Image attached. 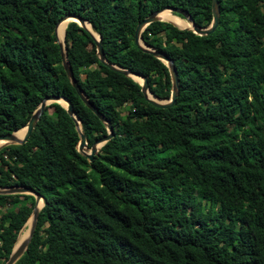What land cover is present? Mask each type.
Listing matches in <instances>:
<instances>
[{
	"label": "trees",
	"instance_id": "obj_1",
	"mask_svg": "<svg viewBox=\"0 0 264 264\" xmlns=\"http://www.w3.org/2000/svg\"><path fill=\"white\" fill-rule=\"evenodd\" d=\"M166 5L198 26L211 20L210 0H0V133L51 94L70 101L86 148L106 133L61 64L53 27L65 13L92 25L107 61L168 97L165 63L133 38L136 23ZM218 9L206 34L160 19L140 31L175 66L169 106L102 63L91 34L67 21L73 76L113 134L86 159L72 117L52 101L24 142L0 147V186L26 185L43 198L12 264H264V0H218ZM33 201L0 193V264Z\"/></svg>",
	"mask_w": 264,
	"mask_h": 264
},
{
	"label": "water",
	"instance_id": "obj_2",
	"mask_svg": "<svg viewBox=\"0 0 264 264\" xmlns=\"http://www.w3.org/2000/svg\"><path fill=\"white\" fill-rule=\"evenodd\" d=\"M162 9H168L172 14H174L180 18L188 20L190 22V25L189 26H179L170 19H162L158 15V13ZM210 10H211V20L208 23V25H206V26L196 25L194 23L193 19L190 17L189 13L185 9L178 7V6H171V5H166V6H163L162 8L157 9V10L150 11L149 13H147L145 16H143L136 23L135 28H134V32H133V38H134L135 43L140 48H142L143 50H145V51L155 55L159 59H161L167 67L168 75H169V79H170V93H169V96L166 98L157 97L148 89V86H147L148 83H147L146 75L138 74L134 71H131L129 69L123 68L121 66H118L114 63L107 61L104 57V54H103V51L101 48V44L99 42V35L93 30L92 25L87 20L86 21L90 24V28L85 26L83 23V20H85V19H83L79 15L72 14V13H65V14L61 15L56 20L54 27H53V31L55 34V29H56V26L58 25L59 21H61L62 19L66 18V17H69L70 18L69 20L76 21L80 26L84 27L91 34V36L94 38L95 51H96L98 59L102 63L107 65L109 68L117 70L119 72H122V73L130 76L134 80H136L140 84V90L142 91L144 97L149 102H151L152 104H154L156 106H169L174 102L175 96H176L177 91H178V78H177L175 66H174L171 58L167 57L164 52L159 51V50L153 48L152 46L146 44L144 41H142L141 36H140V31L150 21L160 19V20L169 21L179 28H189L195 33L206 34V33H209L217 24V19H218V14H219L218 0H210ZM94 33H96V35ZM63 34H64V29H63ZM55 41L58 43L59 51H60V57H61V64L63 66V69L66 73L68 80L70 81V83L74 87V89L76 90L77 94L79 95V97L81 98L83 103L104 122L105 128H106V133L96 137L92 141V143L90 144L88 149L85 150L84 147L86 146V138L80 129L79 119L77 118V116L73 112L70 101L67 98H65L64 96L57 95V94H51V95L44 96L39 101V103L35 106V108L31 112V114L29 115L26 122L22 126L19 127V128H21V127L24 128L21 136L17 137L15 135L14 132L17 129H19V128H17V129L12 130V131L0 133V138L10 140V142H8V143H22V142H24L28 138L32 128L34 127L36 120L38 119L39 115L41 114V112L43 110V107L45 106V104H47L46 103L47 100H53V101L59 102L61 105H63L65 107L67 113L72 117V119L74 121L75 129L78 133V140L76 143V149L79 152H81L86 157V159L90 160L92 158L93 154L100 147V145L103 144L107 139H109L110 136L113 134L112 127H111L110 122L98 111V109L91 103V101L87 98V96L82 92V90L80 89L75 77L73 76L71 67H70V65L67 61V58H66L63 35H62V40L60 41L59 39H57L56 34H55ZM132 75H136V76L140 77V80L135 79ZM147 92L150 93L153 97H149L147 95ZM59 99H62L65 102V104H62L59 101ZM8 143H5V144H8ZM2 145H4V144H2ZM2 145H0V147ZM0 193H30L34 197V201H33L32 207H31L30 214L25 218L23 224L19 228V230L16 234V237L14 239V242L11 246V249L9 251V254L3 263V264H12L20 256V254L25 249L28 241L30 240V237L33 233L34 226L36 223L38 210L43 204V198H42L41 194L36 192L33 188L26 186V185H19V184L0 186ZM39 200H41V204L37 205ZM28 220H29V226H28L27 235L24 238L20 239L17 243H15L17 241V237H18V234H19L21 228L23 227V225Z\"/></svg>",
	"mask_w": 264,
	"mask_h": 264
},
{
	"label": "bare ground",
	"instance_id": "obj_3",
	"mask_svg": "<svg viewBox=\"0 0 264 264\" xmlns=\"http://www.w3.org/2000/svg\"><path fill=\"white\" fill-rule=\"evenodd\" d=\"M158 15L162 18V19H170L172 20L173 22H175L177 25L179 26H189L190 25V22L186 19H183V18H180L174 14H172L168 9H162ZM70 18L69 17H66L64 19H62L61 21H59L58 25L56 26V29H55V34H56V37L57 39H59L60 41L62 40V35H63V29H64V26L65 24L67 23V21L69 20ZM83 23L85 26H87L88 28H90V24L86 21V20H83ZM96 35V33H94ZM135 79L137 80H140V77L136 76V75H132ZM147 95L149 97H153L150 93L147 92ZM59 101L62 103V104H65V102L62 100V99H59ZM24 128L21 127L20 129L16 130L14 133L17 137L21 136L22 135V132H23ZM10 142V140H7V139H3V138H0V145L2 144H5V143H8ZM85 149V147H84ZM41 204V200L38 201V204L37 205H40ZM28 226H29V220L23 225V227L21 228L19 234H18V237H17V241L15 243H17L20 239L24 238L26 235H27V232H28Z\"/></svg>",
	"mask_w": 264,
	"mask_h": 264
},
{
	"label": "rangeland",
	"instance_id": "obj_4",
	"mask_svg": "<svg viewBox=\"0 0 264 264\" xmlns=\"http://www.w3.org/2000/svg\"><path fill=\"white\" fill-rule=\"evenodd\" d=\"M53 100H47V102L46 103H50V102H52ZM88 148H86V146H85V150H87ZM30 211H31V209L30 208H26V207H22V209H21V212L23 213V214H26V216H28L29 214H30Z\"/></svg>",
	"mask_w": 264,
	"mask_h": 264
}]
</instances>
